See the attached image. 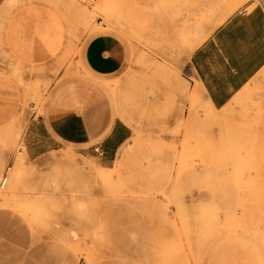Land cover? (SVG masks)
<instances>
[{"label": "rangeland", "instance_id": "obj_1", "mask_svg": "<svg viewBox=\"0 0 264 264\" xmlns=\"http://www.w3.org/2000/svg\"><path fill=\"white\" fill-rule=\"evenodd\" d=\"M258 6L0 0V264H264V67L216 111L187 67L216 26ZM100 35L124 48L111 76L84 64ZM73 83L97 89H80L83 102L130 138L109 160L70 144L32 159L43 140L31 124Z\"/></svg>", "mask_w": 264, "mask_h": 264}, {"label": "crops", "instance_id": "obj_2", "mask_svg": "<svg viewBox=\"0 0 264 264\" xmlns=\"http://www.w3.org/2000/svg\"><path fill=\"white\" fill-rule=\"evenodd\" d=\"M124 55L121 43L106 35L91 38L83 50L87 71L102 77L119 72ZM187 67L209 108L213 111L225 108L264 67V8L240 9L227 17L190 52ZM101 83L92 85L102 87ZM82 88L98 92L85 83L59 87L43 115L31 124V133H41L43 140L39 147H28L32 159L53 151L56 144H70L99 149L101 159L109 160L130 138L125 125L119 121L109 123L94 112L87 98L83 102L79 92ZM6 217L0 211V233L5 232L1 219ZM26 245L18 248L30 249ZM33 254L31 251L25 258Z\"/></svg>", "mask_w": 264, "mask_h": 264}, {"label": "bare ground", "instance_id": "obj_3", "mask_svg": "<svg viewBox=\"0 0 264 264\" xmlns=\"http://www.w3.org/2000/svg\"><path fill=\"white\" fill-rule=\"evenodd\" d=\"M226 3V1L224 2L223 1V3H219L218 5H217V7H216V9L214 10V12H213V15H214V13L216 14V13H222L223 12V15H224V13L227 11V10H229L230 9V7H231V5H226L225 4ZM230 6V7H229ZM211 15H212V13H211V11H208V14L205 12H201V14L199 15V19H203V20H205L206 18L208 19V18H211ZM221 15V14H220ZM216 16H218V17H221V16H219V15H216ZM216 16H215V18H216ZM217 17V18H218Z\"/></svg>", "mask_w": 264, "mask_h": 264}, {"label": "built area", "instance_id": "obj_4", "mask_svg": "<svg viewBox=\"0 0 264 264\" xmlns=\"http://www.w3.org/2000/svg\"><path fill=\"white\" fill-rule=\"evenodd\" d=\"M9 168H6L1 176V181H0V188H2L7 180V175H8Z\"/></svg>", "mask_w": 264, "mask_h": 264}]
</instances>
